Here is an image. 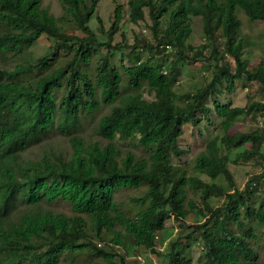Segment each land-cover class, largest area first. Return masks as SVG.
<instances>
[{"label": "trees", "instance_id": "1", "mask_svg": "<svg viewBox=\"0 0 264 264\" xmlns=\"http://www.w3.org/2000/svg\"><path fill=\"white\" fill-rule=\"evenodd\" d=\"M60 3L55 12L44 0H0V264H129L120 250L127 237L156 252L154 236L166 220L184 222L190 214L204 240L197 264H264V194L253 197L237 185L223 151L264 158V128L234 127L263 103L214 102L220 131L191 163L172 162L183 124L199 125L198 112H209L207 95L245 78L264 90V55L256 62L246 57L249 40L242 35L243 15L264 21V0H129L130 20L144 19L147 9L155 38L151 56L132 63L124 56L135 49L113 40L125 16L122 3L106 39L89 24L97 0ZM195 32L203 43L191 44ZM43 34L56 40L53 57L31 61L23 53L15 61L9 54ZM202 58L211 79L177 90L185 64ZM145 90L155 97L146 98ZM59 136L69 147L27 155ZM117 137H138V151H124ZM61 201L70 212L54 207ZM84 213L92 216V230ZM103 232L112 236L110 249L95 243ZM168 264L194 259L172 246Z\"/></svg>", "mask_w": 264, "mask_h": 264}, {"label": "rangeland", "instance_id": "2", "mask_svg": "<svg viewBox=\"0 0 264 264\" xmlns=\"http://www.w3.org/2000/svg\"><path fill=\"white\" fill-rule=\"evenodd\" d=\"M129 0H97V5L89 24L93 27L98 36L106 39L111 32V25L113 21V14L117 3H122L125 8V16L121 23L120 30L114 35V42H123L130 46L128 49L129 57L124 56L126 63H132L133 59H145L151 56V51L147 50L150 43H155L153 31L151 29V17L146 9L144 19L138 22H133L129 18L130 6ZM45 5H50L55 12L62 10L60 0H44ZM100 18V20L98 19ZM244 25L242 35H245L249 40V46L245 53L252 62H256L260 56L264 55V21H252L247 16L243 15ZM163 25V23H162ZM101 27L103 29L101 30ZM80 34V33H78ZM82 35V34H80ZM205 41L203 34L195 32L191 37V44L198 45ZM221 43V42H220ZM147 46V47H146ZM58 51L56 40L48 34H43L32 45L23 48L21 52L15 53L10 51L9 54L14 53L15 61H20L22 54L25 53L31 61H37L41 57H53ZM12 55V54H11ZM13 56V55H12ZM118 58L121 57L117 53ZM173 56V55H172ZM130 58V59H129ZM234 63V60H232ZM42 73L43 70H38ZM211 79V72L209 64L204 61V58L198 59L192 63L185 64L183 72L180 76L177 90L185 91L192 90L194 87L206 80ZM144 96L148 99H153L154 94L149 91L144 92ZM231 103L233 106H246L253 101L263 103L259 106L260 110L253 109L243 116L239 117L234 127L240 131L257 132L262 128L259 124L260 118L264 119V90L262 85L257 80L239 79L232 90H227L225 85L221 91L215 93V96L209 94L205 99V103L210 109L209 112L199 111L200 124L194 125L192 122H185L183 124V133L179 136L180 151L172 155V162L176 165L188 164L193 161L201 150L205 149L209 138L220 131L222 117L214 109V102ZM116 141L124 150L138 151V137L122 139L117 137ZM54 148H63L68 146L69 142L66 137H56L47 142L31 147L27 155L36 157L42 156L45 150ZM250 148V143L246 145V149ZM263 152H264V146ZM223 151L231 158L229 167L234 175L235 182L241 189H245L247 195L261 196L264 194V158L254 155L247 158L245 154H239L235 148L226 149L223 146ZM204 176V175H203ZM256 182L251 183V180ZM122 194L119 195V199ZM215 203L222 204L223 198L215 199ZM57 209H63L70 212V204L61 201L54 205ZM166 207V206H165ZM84 225L88 230H92L93 221L89 213L83 214ZM196 217L194 214L187 216L184 222H180L174 217L166 220V227L163 231H157L154 236V245L156 252L149 251L144 247H137L133 244L132 239L127 237V246L125 251L129 264H168V255L172 246L177 249L187 248L194 259V264L198 263L200 253L204 247V240L199 230L195 228ZM111 235L103 232L98 238H95V243L101 248L110 249L109 241ZM264 251V248L262 249Z\"/></svg>", "mask_w": 264, "mask_h": 264}, {"label": "built area", "instance_id": "3", "mask_svg": "<svg viewBox=\"0 0 264 264\" xmlns=\"http://www.w3.org/2000/svg\"><path fill=\"white\" fill-rule=\"evenodd\" d=\"M259 124L262 126V128H264V119L263 118H260Z\"/></svg>", "mask_w": 264, "mask_h": 264}]
</instances>
